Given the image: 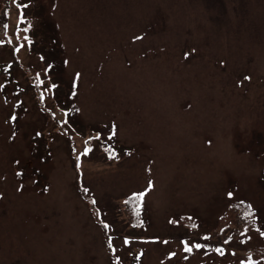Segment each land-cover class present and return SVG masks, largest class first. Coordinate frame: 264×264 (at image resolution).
<instances>
[{"label": "rangeland", "instance_id": "374dc122", "mask_svg": "<svg viewBox=\"0 0 264 264\" xmlns=\"http://www.w3.org/2000/svg\"><path fill=\"white\" fill-rule=\"evenodd\" d=\"M23 2L0 23V264H264V0ZM29 10L59 31L55 90ZM240 198L256 226L223 230Z\"/></svg>", "mask_w": 264, "mask_h": 264}, {"label": "trees", "instance_id": "16d2710c", "mask_svg": "<svg viewBox=\"0 0 264 264\" xmlns=\"http://www.w3.org/2000/svg\"><path fill=\"white\" fill-rule=\"evenodd\" d=\"M141 196L132 195L126 199V217L131 223L140 222L141 218ZM257 210L246 200L233 201L228 210L223 214L221 221L229 224H237L239 227H249L255 223ZM187 220V219H184ZM251 251L264 257V245H256Z\"/></svg>", "mask_w": 264, "mask_h": 264}, {"label": "snow or ice", "instance_id": "6c2138e0", "mask_svg": "<svg viewBox=\"0 0 264 264\" xmlns=\"http://www.w3.org/2000/svg\"><path fill=\"white\" fill-rule=\"evenodd\" d=\"M25 39H27V37H25ZM186 250L190 251V249H186Z\"/></svg>", "mask_w": 264, "mask_h": 264}]
</instances>
